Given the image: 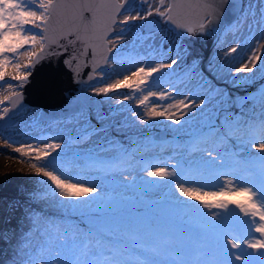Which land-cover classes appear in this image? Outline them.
<instances>
[{
  "label": "snow or ice",
  "instance_id": "6c2138e0",
  "mask_svg": "<svg viewBox=\"0 0 264 264\" xmlns=\"http://www.w3.org/2000/svg\"><path fill=\"white\" fill-rule=\"evenodd\" d=\"M146 3L148 0H0V81H4L8 89L7 94L0 92V120L22 99L19 91H12L14 86L6 78L19 82L22 87L30 75L25 69H31L42 53L66 54L64 64L77 76L82 59L91 64L88 79L98 76L104 83L102 87H91L92 93L97 95L117 94L121 88L135 94L157 86L163 70L173 69L178 60L169 56V63L153 66L154 60L166 58L163 49L171 43L165 34L144 30V22L153 15L187 34L209 35L220 31V21L231 9L229 31L247 29L254 38L259 30L264 38V0H196L194 6L200 15L195 27L180 11L193 7L191 0H157L154 7L148 4L144 10ZM133 11L135 15L131 14ZM136 21L141 23L136 25ZM137 28L139 30L135 31ZM49 45L59 50L48 51ZM241 47L242 44L237 43L227 48L225 64L234 59ZM89 51L90 60L87 59ZM21 58L23 64L17 62ZM113 65H118L119 71ZM231 66L234 67V63ZM132 67L135 70L130 76L106 82L110 72L119 75ZM257 68L261 73L259 115L253 108L252 115L241 113L243 119L226 125L229 129L244 131L233 144L239 152L230 155L227 146L209 148V137H221L223 141L232 138L223 130L225 124L219 127L208 124L192 139L197 147L187 159H178L171 171L164 167H152L147 171L148 177L167 178L170 185L175 181L171 194L177 204L182 202L175 196L176 192L202 205V208L184 205V208H194V212L169 210L172 214L166 225L158 215H150L136 203V196L122 194L100 198L104 190L102 182L85 186L90 182L68 175L69 169L77 167H88L106 176L115 175L119 165L127 162L129 153L114 155L104 147V144L114 143L106 137L104 144H97L87 153L65 151L66 143L53 142L58 138L15 147L14 152L22 156L34 154L31 169L46 179L40 181L42 187L29 193V207L16 218L15 225L12 221L18 206L9 205L0 213V264H264V251H261L264 250V142L257 143L264 141V43L252 48L251 55L235 67V72L248 73L242 79L246 83L255 82ZM209 71H212L211 62ZM176 95L183 94L178 89L147 91L137 104L143 106L152 97L160 101L172 98L164 110H157L158 105L153 103L146 115L165 117L173 121L179 131V126L189 117L202 115V106L212 102L206 97L196 103L195 93L183 99H175ZM120 99L122 102L132 96L122 95ZM5 102L11 107H3ZM137 115L136 111L132 112L133 117ZM207 118L211 119L210 114ZM140 122L148 123L142 118ZM104 131L103 127L85 129L82 136L73 140L86 144L84 137L99 136ZM5 143L12 147L15 142L5 139ZM250 148H257L258 152L252 153ZM73 179L77 182L73 183ZM221 179L225 182L219 191H203L208 186L207 180L219 182ZM189 184L199 186H186ZM85 197L87 201L82 199ZM129 204L134 207L129 208ZM64 206H83L85 211L80 214L88 216V222L67 223L63 214L58 216L54 211ZM255 233H259L260 238H256Z\"/></svg>",
  "mask_w": 264,
  "mask_h": 264
},
{
  "label": "rangeland",
  "instance_id": "374dc122",
  "mask_svg": "<svg viewBox=\"0 0 264 264\" xmlns=\"http://www.w3.org/2000/svg\"><path fill=\"white\" fill-rule=\"evenodd\" d=\"M156 3L157 2L154 1L151 5L154 7ZM148 4L150 3L148 2L144 5V10H147ZM131 14L135 15V11H133ZM157 18L160 20L161 23H163V20L161 18ZM134 23L136 25H139L141 22L136 21ZM138 30V28L135 29V31ZM154 33L165 34L169 37L171 43L165 46V48L163 49V55H171L173 57L172 59L178 60V64L173 67V70L176 71L174 75H171V80H173L174 78V81L180 79L179 77L182 75L185 68L191 64H194L193 62L195 61L196 63L194 64V66L196 67L195 69L198 72V75L203 77V79H207L210 87L212 86L217 88L221 94H227L228 96L225 101L218 106H213V103L211 102L209 105L206 106V110H203L204 112H202V115H197L195 118L189 117L184 124L180 125L179 131H177L174 122L167 120L165 117H158L155 121H149V117L140 115H137L135 118H133V111L139 113L142 110L144 112L140 113H145L144 115H146L147 108L152 107V105L149 101H147L149 103L146 102L143 106L138 105L137 101L142 97V95H147L146 92L143 91L133 94V92L127 88H121L117 90V92L120 94L129 93L130 96H132V99H130L131 101L124 100L123 102L118 103L113 108H109V104H111L112 106V102L117 96H113V94H109L108 96L99 94L101 96L100 99L103 105V110H86L81 113L72 114L69 118H64L62 120L40 122L36 120V116L38 114V109L36 107L24 108L16 115L17 122L14 125L7 126L2 131H0V165L8 164L10 165V167H12L11 169L7 167L5 171L0 172V202H3L2 205L0 203V213H3L9 205L18 206V210L16 211L15 217L12 221L13 225H15L16 223V218L21 216L24 213V210L29 207V193H31L35 189L42 187L40 181L46 179L42 176H37L31 169V164L35 162L34 154L32 157L22 156L21 154L14 152L15 147H19L21 144L35 143L37 141L48 142V138H58L54 139L53 142L66 143L68 147L65 148V151L71 150L73 152L87 153L91 152L97 146V144H104V139L106 137L109 141L114 142L110 145V148L108 147L110 151H113V154L120 152H116V149H120L121 147H123L124 151L118 155H122L125 151H127L129 155L138 154V156L142 157L139 160L141 161L143 159H148V157L155 156L156 153H151L149 151L142 153L140 152L141 150L132 151L129 145H127V143L130 142L128 138L132 135H148L149 138L154 141L167 140L168 143H170V140L172 139L174 142L177 143L179 151L183 153L184 144L192 142V139L196 137L195 135L198 134L201 129L206 128L208 124H216L217 126H219L220 124H225V128L223 130L228 133V130L231 129L227 128L226 125L228 123H233L232 118L229 117L234 114V111L236 110L235 105L237 104V102H241V104H245L247 107H250L252 103H257L259 101V98L250 100V97L247 99L246 103L242 101V97H245L246 94H248L249 92L258 91L257 89L260 83L259 78L261 76L259 68L255 70V82L246 83L244 81L240 84H235V78L241 80L242 77H247L249 74L242 72L235 77L232 74L234 72L232 68H235V66H231L234 63L236 57L246 56L250 49L257 47V45L260 43H264V38H261V33L259 30L256 31L254 38L249 35L247 29H242L230 32L229 34L224 35V37L222 36L219 41V44L214 47H211L209 44L207 45L206 42H200L191 48H187L182 41L178 40L164 27L154 31ZM130 35L131 33H129V36ZM248 39H250L249 43ZM237 43L242 44L241 49H239L238 52L234 54V59H230L228 63L225 64L224 53L227 51L228 47H233ZM221 44H223V47H221ZM38 47L39 46L36 45V48ZM169 47H171L170 53ZM25 50L28 49L26 48ZM17 62L23 64V58H21ZM160 62L169 63L170 60H154L153 66L155 65V63ZM210 62L211 65L215 62H220L221 69L219 67V70H221V72L223 73L222 75H220V77L213 73V71H209ZM113 67L117 68V71H119L118 65H113ZM25 70L28 71V69ZM134 70L135 68L132 67L130 68V71L122 72L119 75H117V72H110L109 79L106 82L110 83L116 79L122 80L123 75L130 76V72ZM230 70H232V72ZM168 75L169 74L167 73L165 76ZM100 80L101 78L98 77V81L96 84L85 87V89L92 93L91 87L104 86V83L100 82ZM6 81L11 82L13 84L14 87L12 91H15L17 89L13 80H11L10 78H6ZM192 81H194V79ZM0 85H4V87H0V92H2L3 94H7L8 89L6 88V83L4 81H0ZM175 99H180V95H176ZM171 102L172 98H169L168 103ZM4 106L5 104L3 105V107ZM165 106L166 104L164 105V107ZM164 107H162L160 110H164ZM111 109L115 111V114H113L111 117L106 116V112H109ZM209 114L211 116V119L207 118ZM140 118L145 121H148V123H141ZM80 119L89 121L90 126L87 129L103 127L105 131L100 133L99 136L91 135L89 138H86V144H77L74 142L73 138L76 136H82L78 131H74L75 127L78 125L77 121ZM135 119L136 121H139V127H135L132 125ZM161 129L166 130V136L165 138L159 139L155 137V134ZM193 132H196V134ZM228 135L232 138L228 142L232 145L235 144L236 138L239 136L236 133H228ZM5 139H8L9 143H12L13 141L15 143H12V147H9L8 144L5 143ZM134 140L132 141V144H138V141ZM106 145L108 144H104V147ZM149 145L150 144L147 141L143 143V146L145 147H148ZM164 154V152H157V157H159L158 159H162ZM143 163L145 162L141 163L142 166ZM148 170H151V168L148 167ZM169 170L171 171L172 169ZM140 171L144 172L143 170ZM78 174L81 175V177L78 178L79 180L90 182L85 186H91L92 183L102 182V187L104 190L100 192V198L118 197L119 193L128 192L129 194L137 197L136 203L141 204V206L144 207L150 215H164V217H168L172 214L169 210H176L174 208V205L179 206V209L177 211L194 212V208H184L185 204L194 206V200H192L191 198H184L183 200L180 194L176 192L175 196L179 197V200L182 202L181 204L176 203L175 199L171 194L174 190L175 183H172L170 185L168 184L166 179L161 182L158 177H149V180L151 182L156 183L160 181L161 183V185L159 184L156 188L150 189V194H153V192L158 191L159 187H161V190H163L165 193L159 192V194L156 195L157 198H154L152 200H145L139 194L141 191H145L146 184L142 185L140 181L135 182L132 187L128 186V188L124 187V189H120V187L112 186L110 184H103L110 177H124V174H122L120 170H115V175L106 176L103 173L98 174L97 172H95L94 170H90L89 168L69 169L68 175L76 177ZM72 182H77V179H73ZM216 191H219V188L216 189ZM82 199L84 201L88 200L87 197ZM164 206H168V208ZM128 207L132 208L134 207V205L129 204ZM54 211H56V214L58 216L63 214L67 220V223L69 224L75 225L79 224L81 221L87 223L89 220L88 216H82L80 214L81 211H85L83 206H81L80 208H70L64 206L61 208L54 209ZM161 223L166 225V223H164L162 219Z\"/></svg>",
  "mask_w": 264,
  "mask_h": 264
},
{
  "label": "water",
  "instance_id": "95a60500",
  "mask_svg": "<svg viewBox=\"0 0 264 264\" xmlns=\"http://www.w3.org/2000/svg\"><path fill=\"white\" fill-rule=\"evenodd\" d=\"M157 0H148L150 4ZM167 2V0H166ZM193 7L183 8L180 11L184 19L194 26L199 22L200 12L195 8L196 0H191ZM163 10V9H161ZM153 15L144 22V30H151L152 32L164 27L173 34L178 40L182 41L187 48H191L200 42H206L211 47L216 46L222 35L230 32L228 30V23L232 20L231 9L227 10L221 21L220 31L213 32L209 35L187 34L184 30L175 29L170 23H163ZM160 18V17H159ZM58 51L55 45H49L48 51ZM67 55L63 56H50L47 53H42L41 58L38 59L31 69L29 78L19 86V82L14 81L17 90L22 94L20 103L10 112L3 120H0V131L5 127L14 125L17 122L16 115L26 107H36L38 114L36 120L40 122H50L53 120H62L69 118L72 114L81 113L83 111L103 110V105L100 95L93 94L85 89L94 85L98 81V76L93 80H89V74L92 72L91 64L81 60V68L79 76H77L72 68L64 64ZM88 60L91 59L89 51ZM101 67H106L101 65ZM4 107H11L9 102H5ZM166 130L161 129L156 134L157 138H165Z\"/></svg>",
  "mask_w": 264,
  "mask_h": 264
},
{
  "label": "bare ground",
  "instance_id": "6f19581e",
  "mask_svg": "<svg viewBox=\"0 0 264 264\" xmlns=\"http://www.w3.org/2000/svg\"><path fill=\"white\" fill-rule=\"evenodd\" d=\"M249 41H250V39H248V43H249ZM249 55H251V49H250V51L248 52V54L246 56H238V57H236V59L234 61L235 67H239L240 63H243L244 60ZM169 56H170L171 59L173 58L171 55H165V57H166L165 59L169 60L167 58ZM241 57H243V59H241ZM219 67L221 69L220 62L219 63L215 62L214 64H212L213 73H215L216 75H218L220 77V75H222L223 73L221 72V70H219ZM195 68L196 67L194 66V64H191L188 67H186L185 70L183 71L182 75L179 77L180 79H178L177 81H174L175 78L173 80L170 79L171 75H174L176 70L165 69V70H163V72L164 71L165 72L163 73V75L158 80V85L150 87L147 91H163V90H167V91L173 92V91H176V89H178L179 92L183 94V95H180V99H183L184 96H189L190 93H195L196 96H194L193 99L196 100V103H199L200 99H205L206 97H210L211 98L213 106L220 105L221 101L224 102L228 95L227 94H221L220 91L217 88H215V87H212V86L210 87L207 79L201 78V76L198 75V72L196 71ZM232 69L234 70V72L232 74L235 77L238 76V73L235 72V68H232ZM230 71L232 72V70H230ZM167 73L169 75L165 76ZM193 79H194V81H192ZM172 81H174V82H172ZM242 82H244V79L238 80L237 78H235V84H240ZM209 89H214L215 91H211L210 92ZM147 91H145L146 94H147ZM253 92L254 91L249 92L248 94H246L245 97H248V98L250 97V100L253 99L252 98L253 96H255L254 99L259 98L258 91L254 92V93ZM114 95L117 96V97L112 102V106H111V104H109V108H113L118 103H121L120 97L122 95H129L130 96L129 93L120 94L118 92H117V94H113V96ZM196 97H198V99ZM245 97H242V101L244 103L247 102V99H243ZM149 102L151 103V105L153 103H156L158 105V109L157 110H160L162 107H164V105L166 103L169 102V99L167 101H160L156 97H152V98H150ZM149 102H147V103H149ZM253 108H255V110H256L255 114L258 116L259 115V101L257 103L256 102L252 103V105L250 107L249 106L247 107L245 104H241V102H239V103L237 102V104L235 105V109L236 110L234 111V114H232L229 118H232L233 122H235L237 119H243V117L241 116V113H245L247 115H252L253 114ZM203 110L205 111L206 107L202 106V112H204ZM140 112L143 113L144 111L141 110ZM140 112L138 113V115L147 116V115H144L145 113L141 114ZM113 114H115V111L112 110V109L109 112H106V116H109V117H111ZM133 118H135V117H133ZM150 120L151 121H155L156 118H149V121ZM77 123H78V125L75 127L74 131H78L80 133V135H83L84 130L87 129L90 126L89 121L80 119V120L77 121ZM132 125L135 126V127H139L140 123H139V121H136V119H135L133 121ZM219 126H217V127H219ZM234 132L239 137L244 135V131L242 129L235 128ZM193 133L196 134V132H193ZM86 138H89V137H85V141L87 140ZM134 139L136 141H138V144H136L134 142H133L134 144H132V141ZM128 140H130V142L128 141L129 143H127V145H129V147H130V149L132 151L141 150L140 152H142V153L149 151L151 153H156V155L153 156V157H148V159H143L141 161H139V160L142 157L138 156V154L129 155V157H127V162L126 163H121L119 165V167L116 169V170H120L122 172V174H124V177L123 176H120V177L119 176L118 177L115 176V178L114 177H110L103 184H105V185H109L110 184L112 186L120 187V189H124V187L125 188H128V186L132 187L135 182L140 181L142 183V185L146 184V186H145V191H141L139 195L142 198H144L145 200H152L154 198H157L156 195L159 194V192L160 193L161 192L165 193V192L163 190H161V187H159L158 191H155V192H153V194H150V189L156 188L159 184L161 185V183H160V181L155 183V182H151L149 180V177L147 176V171H150V170H148V167H150L151 169H152V167H164V168H167L168 170L169 169H173V167L177 164V160L178 159H181V158L187 159V155H189V154H186L185 152H183V153L180 152L178 147H177L178 146L177 143L174 142L172 139L170 140V143H168L167 140L154 141L151 138H149L148 135H137V134H135V135H132L131 137H129ZM146 141L149 142V144H150L148 147L143 146V143L146 142ZM260 142H264V141H257V143H260ZM185 145L186 144H184V147H185ZM223 146H227V148L230 150V152H229L230 155L232 153L239 152V148H234L231 143H229L228 141H223L221 137H215L214 136V137H209L208 138V147L209 148H212V147L221 148ZM108 147L110 148V145L109 146L108 145L105 146V148H108ZM136 149H138V150H136ZM117 151H120V152H118V153H116L114 155H118V154L122 153L124 151V148L123 147H121L120 149L118 148V149H116V152ZM251 151H252V153H257L258 149L257 148H251ZM157 152L158 153L159 152L160 153H163V152L165 153L164 156L162 157V159H158L159 157H157ZM112 153H113V151H112ZM134 153H136V152H134ZM213 154L215 155V153H213ZM136 157H138V158H136ZM142 162H145V163H143V166L141 164ZM77 168L78 169H87L88 167H77ZM140 170H143L144 172H141ZM80 177H81L80 174H78L76 176V178H80ZM165 179L167 180V178H159V180H161V182H163ZM122 181H127V182H130V183L125 185V184L122 183ZM224 182H225L224 180H221L219 182L214 181V180H207L205 183L208 186L204 187L203 191H207V192L216 191V189L224 186ZM172 183H175V181H173ZM186 186L196 187V186H199V185H191V184H189V185H186ZM122 194H129V193L128 192H125V193L121 192V193H119L118 197L120 195H122ZM202 194L203 193H201V195ZM181 198L184 200L185 197L181 196ZM233 198H236V197H233ZM193 202H194L193 203L194 206H199V207L202 208V205H199L198 201L194 200ZM164 207L168 208V206H164ZM232 207H234V206H232ZM174 208L176 210H178L179 206L178 205H174ZM236 211H239V210L236 209ZM159 216H160V219H162L164 221V223L167 222V218L168 217H166V216L164 217V215H159ZM255 236H256V238H260V234L259 233H255ZM261 251H264V250H261Z\"/></svg>",
  "mask_w": 264,
  "mask_h": 264
},
{
  "label": "trees",
  "instance_id": "16d2710c",
  "mask_svg": "<svg viewBox=\"0 0 264 264\" xmlns=\"http://www.w3.org/2000/svg\"><path fill=\"white\" fill-rule=\"evenodd\" d=\"M7 167L9 168V169H11L12 167H10V165H5V164H1L0 165V172H2V171H5V169H7ZM1 203V205L3 204V202H0Z\"/></svg>",
  "mask_w": 264,
  "mask_h": 264
}]
</instances>
